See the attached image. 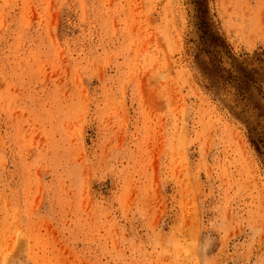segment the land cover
<instances>
[{"label": "rangeland", "instance_id": "374dc122", "mask_svg": "<svg viewBox=\"0 0 264 264\" xmlns=\"http://www.w3.org/2000/svg\"><path fill=\"white\" fill-rule=\"evenodd\" d=\"M0 264H264V0H0Z\"/></svg>", "mask_w": 264, "mask_h": 264}]
</instances>
